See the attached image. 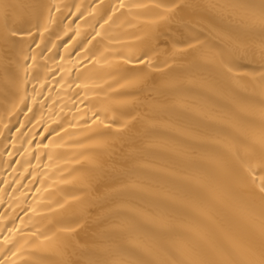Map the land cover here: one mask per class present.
<instances>
[{
    "label": "bare ground",
    "instance_id": "obj_1",
    "mask_svg": "<svg viewBox=\"0 0 264 264\" xmlns=\"http://www.w3.org/2000/svg\"><path fill=\"white\" fill-rule=\"evenodd\" d=\"M3 3L0 264L260 258L261 0Z\"/></svg>",
    "mask_w": 264,
    "mask_h": 264
},
{
    "label": "snow or ice",
    "instance_id": "obj_2",
    "mask_svg": "<svg viewBox=\"0 0 264 264\" xmlns=\"http://www.w3.org/2000/svg\"><path fill=\"white\" fill-rule=\"evenodd\" d=\"M13 7L15 6L7 3L0 4V9H3L5 17L8 16V10ZM259 7H260V11L258 13L259 30L262 36H264V0H261V4ZM11 34L12 36H14L15 32L13 31ZM97 35H99V33H97ZM261 192L264 193V183L261 184ZM90 264H122V262L118 260H109L106 258H98L94 261H91ZM251 264H264V253L261 254L259 259L252 261Z\"/></svg>",
    "mask_w": 264,
    "mask_h": 264
}]
</instances>
